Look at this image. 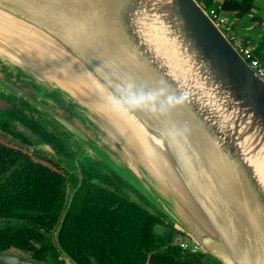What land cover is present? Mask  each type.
<instances>
[{
    "label": "water",
    "instance_id": "water-1",
    "mask_svg": "<svg viewBox=\"0 0 264 264\" xmlns=\"http://www.w3.org/2000/svg\"><path fill=\"white\" fill-rule=\"evenodd\" d=\"M0 65L95 122L118 160L53 116L202 253L264 264V79L197 0H0Z\"/></svg>",
    "mask_w": 264,
    "mask_h": 264
},
{
    "label": "trees",
    "instance_id": "trees-1",
    "mask_svg": "<svg viewBox=\"0 0 264 264\" xmlns=\"http://www.w3.org/2000/svg\"><path fill=\"white\" fill-rule=\"evenodd\" d=\"M197 1L207 11L219 6L221 13L238 16L255 6V0ZM25 182L0 212V218L18 223L10 220L0 227V253L15 249L36 262L64 264L60 247L78 264H221L201 251L183 250L178 242L184 239L173 242L179 232L160 212L87 181L72 200L57 247L55 236L41 228L51 224L55 229L63 218L69 198L65 186L58 189L42 171L31 172ZM159 225L167 228L163 234Z\"/></svg>",
    "mask_w": 264,
    "mask_h": 264
},
{
    "label": "flooded vegetation",
    "instance_id": "flooded-vegetation-1",
    "mask_svg": "<svg viewBox=\"0 0 264 264\" xmlns=\"http://www.w3.org/2000/svg\"><path fill=\"white\" fill-rule=\"evenodd\" d=\"M238 18V21H241L243 16ZM252 22L254 27L264 30L263 18L253 16ZM54 115L63 117L88 138L96 140V143L92 142L106 156L110 155L112 158L116 156L112 150L114 147L112 142L88 125L79 113L66 105L54 92L39 90L38 85L11 76L0 68V134L11 140L0 137V212L15 189L18 186L24 188L21 184L31 172L36 171L44 172V177L49 178L50 182L52 179L55 180L53 185L58 189L61 190L65 186L69 195L68 203L87 181L149 207V201L141 192L111 168L101 156L92 152L80 139L62 127L54 119ZM117 154L119 155L118 152ZM63 179H65L64 184ZM10 220H12L11 225L18 224L11 217H4L0 218V227L7 225ZM61 221L62 217L55 229L51 224L43 225L42 232L52 233L55 236ZM158 227L161 228L162 225ZM178 236L176 239L172 238V241L185 239L179 233ZM56 244L59 247L58 242ZM59 250L62 256L59 259L63 260L64 264H78L63 249L59 247ZM4 252L21 253L15 249ZM42 263L47 264V262Z\"/></svg>",
    "mask_w": 264,
    "mask_h": 264
},
{
    "label": "rangeland",
    "instance_id": "rangeland-1",
    "mask_svg": "<svg viewBox=\"0 0 264 264\" xmlns=\"http://www.w3.org/2000/svg\"><path fill=\"white\" fill-rule=\"evenodd\" d=\"M253 16H259V17L264 19V0H255V6L252 9L251 13L244 14L243 19L241 21H238V19H239L238 15L235 13L234 14H224L226 21L229 24L233 25L234 32L241 39H243L246 43H248L254 49V51H256V52L258 51L259 54L261 55V57H259V59H261V61L264 62V30L262 28L260 29V28H256L253 26V22H252ZM0 68H2V65H0ZM26 82L33 83L31 81H28V80H26ZM34 83L36 85H38L39 90H47V91L49 90L50 92H53V90L50 88L48 89L44 83H41V82H38V83L34 82ZM58 97L63 101V99L60 96H58ZM65 103H66V105L71 106L75 112L82 114L86 118L85 121L87 122L88 125L92 126L94 129L98 130L101 134H103V136H105V138L106 137L108 138V136L102 130L99 129V126L95 122H92L90 119L87 118L86 114L84 112H82L81 109H79L78 107H75L74 105H72L68 102H65ZM89 139L91 142L93 141L94 143H96L95 142L96 140H93L91 138H89ZM109 141H111V140H109ZM112 144H113V142H112ZM113 146L115 147L114 144H113ZM114 147H112V150L115 152L116 156L113 158L118 160V158L120 157V153ZM117 152L119 153V155L117 154ZM166 229L167 228L165 226H162L161 228L158 227V231L161 234H163L164 230H166ZM177 236H178V233L174 232L173 238L176 239Z\"/></svg>",
    "mask_w": 264,
    "mask_h": 264
},
{
    "label": "built area",
    "instance_id": "built-area-1",
    "mask_svg": "<svg viewBox=\"0 0 264 264\" xmlns=\"http://www.w3.org/2000/svg\"><path fill=\"white\" fill-rule=\"evenodd\" d=\"M208 13L221 28L236 50L247 60L250 67L254 69L260 78L264 79V64H262L259 57L255 54L254 49L234 32L233 25L226 21L224 14L219 11V6L211 8ZM178 244L183 250H188L192 253L200 251L198 245L186 239L181 240Z\"/></svg>",
    "mask_w": 264,
    "mask_h": 264
},
{
    "label": "clouds",
    "instance_id": "clouds-1",
    "mask_svg": "<svg viewBox=\"0 0 264 264\" xmlns=\"http://www.w3.org/2000/svg\"><path fill=\"white\" fill-rule=\"evenodd\" d=\"M186 239V238H185ZM187 240V239H186ZM189 241V240H188Z\"/></svg>",
    "mask_w": 264,
    "mask_h": 264
},
{
    "label": "crops",
    "instance_id": "crops-1",
    "mask_svg": "<svg viewBox=\"0 0 264 264\" xmlns=\"http://www.w3.org/2000/svg\"><path fill=\"white\" fill-rule=\"evenodd\" d=\"M261 29V28H260Z\"/></svg>",
    "mask_w": 264,
    "mask_h": 264
}]
</instances>
